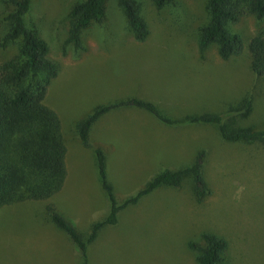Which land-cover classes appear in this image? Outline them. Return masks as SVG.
Masks as SVG:
<instances>
[{
	"label": "rangeland",
	"instance_id": "374dc122",
	"mask_svg": "<svg viewBox=\"0 0 264 264\" xmlns=\"http://www.w3.org/2000/svg\"><path fill=\"white\" fill-rule=\"evenodd\" d=\"M79 1L34 0L28 16L60 66L45 103L61 122L68 176L48 200L0 209V264H81L68 237L48 220L46 207L54 205L82 231L107 214L94 153L79 143L74 129L97 106L141 98L182 117L224 113L228 103L250 94L252 112L232 117L230 124L264 127V81L252 74L247 50L257 31L255 18L230 28L243 39L244 50L222 60L215 46L199 52L206 0H174L161 9L153 0H134L148 25L144 42L135 40L116 0H110L104 23L83 32L82 51L65 44L68 14ZM3 13L0 0V37L6 29ZM16 53L15 45L0 48V62ZM92 129L91 142L112 147L108 173L118 202L155 174L186 167L201 148L208 151L205 176L213 194L199 204L187 183L153 192L123 210L117 225L102 230L89 246V264H196L188 245L200 243L206 232L228 240L226 264H264V144H227L214 127H169L133 108L104 115Z\"/></svg>",
	"mask_w": 264,
	"mask_h": 264
},
{
	"label": "trees",
	"instance_id": "16d2710c",
	"mask_svg": "<svg viewBox=\"0 0 264 264\" xmlns=\"http://www.w3.org/2000/svg\"><path fill=\"white\" fill-rule=\"evenodd\" d=\"M33 1L2 0V20L6 29L0 37V48L15 45L17 53L0 62V209L27 201L48 200L62 190L67 176V147L61 122L57 113L45 103L60 66L50 59L47 42L28 22ZM109 1L81 0L75 3L68 14L70 31L65 44L84 51L82 34L92 25L104 23ZM173 1L153 0V3L161 9ZM116 2L130 33L136 41L144 42L149 30L139 5L134 0ZM205 14L206 21L197 33L199 52L204 54L215 46L222 60L240 56L244 50L243 39L230 28L242 18H255L257 31L247 50L252 74L264 81V0H206ZM253 104V96L244 94L238 101L228 103L224 113L203 112L182 117L169 116L155 102L141 98L97 106L74 129L79 143L94 153L99 185L109 203L108 212L102 220L93 222L87 231H82L74 220L59 212L54 205L46 207L48 220L68 237L81 264H89V246L102 230L117 225L123 210L137 205L153 192L181 189L187 183L199 204L213 194L205 176L208 151L201 148L186 167L165 169L155 174L135 195L118 202L108 173L112 147L90 140L91 129L104 115L121 109H139L169 127H214L221 141L227 144H264V127L230 124L232 117L250 115ZM188 247L196 253V264H226L229 242L222 236L206 232L200 243L190 242Z\"/></svg>",
	"mask_w": 264,
	"mask_h": 264
},
{
	"label": "crops",
	"instance_id": "0c3cea01",
	"mask_svg": "<svg viewBox=\"0 0 264 264\" xmlns=\"http://www.w3.org/2000/svg\"><path fill=\"white\" fill-rule=\"evenodd\" d=\"M93 130V129H92ZM95 142V141H94ZM92 151V150H91ZM93 153V152H92ZM66 156H67V154H66ZM66 159H67V157H66ZM66 166H67V160H66ZM67 176H68V166H67ZM67 176H66V179H67ZM65 182H66V180H65ZM65 184V183H64Z\"/></svg>",
	"mask_w": 264,
	"mask_h": 264
}]
</instances>
